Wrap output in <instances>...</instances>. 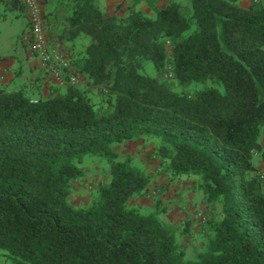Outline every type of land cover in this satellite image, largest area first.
<instances>
[{"label": "trees", "instance_id": "1", "mask_svg": "<svg viewBox=\"0 0 264 264\" xmlns=\"http://www.w3.org/2000/svg\"><path fill=\"white\" fill-rule=\"evenodd\" d=\"M40 1L47 24L63 22L58 40L90 38L69 53L101 100L76 83L37 98L0 88L1 264H264V193L248 176L264 153V0H149L152 16L122 2L109 12L97 0ZM140 137L157 141L162 173L192 177L217 206L193 259L155 207L129 204L152 176L112 147ZM85 156L108 159L109 178L76 207Z\"/></svg>", "mask_w": 264, "mask_h": 264}, {"label": "rangeland", "instance_id": "2", "mask_svg": "<svg viewBox=\"0 0 264 264\" xmlns=\"http://www.w3.org/2000/svg\"><path fill=\"white\" fill-rule=\"evenodd\" d=\"M177 1L185 6L186 9L190 6L189 0ZM251 1L253 0H242L240 2L244 4L242 7H248ZM154 2L156 1L154 0ZM97 4L99 5V0H97ZM115 7L116 5L113 7V10H111L114 11ZM102 9L109 11L104 7H102ZM47 11L46 9L45 11L43 10L44 13H47ZM4 13L7 17V21L0 24V51L6 53L12 52L17 46L23 48L18 36L22 35V31H26V28H24V13L19 7L12 8L10 4H6ZM50 24H52V26L51 31L48 30V36L50 37V43L55 47L59 40H55L54 38H58L59 34H61L63 22L61 20H58L56 23L51 21L47 26ZM89 42V37L79 36L71 41L64 39V44L62 46L66 50L73 46L72 51L69 50V52L77 53L78 56H81ZM144 66L146 74L150 76L155 75V70L151 61L144 62ZM164 78L165 80H170L169 74H166ZM87 82V79L83 77V75H80L76 86L83 90H89L88 95L91 97L92 101L99 104L101 100L100 96L94 88L92 89L90 85H88L89 83L87 84ZM198 87L202 86L196 83L191 86V89L193 90ZM65 88L66 87L54 88L51 89L53 91H50V93H61L65 91ZM25 92L30 96L38 95L37 92L28 88ZM157 147L158 143L154 139L140 137L134 141L115 144L112 148L114 152L119 154L120 159L123 158L124 154H129L134 165L142 168L152 176L148 189L141 193V195L130 199L129 204L131 206H141L147 210H153L155 207L156 210L159 211V217L163 221L172 223L176 226L177 237L179 243L185 250L186 258L193 259L207 246L208 227L206 220L217 216V206L214 203H207L204 193L192 181V177L171 179L170 176L162 173L160 170V160L155 155ZM252 163L255 169L251 171L248 176H258L260 178V190L264 193V178L261 179L259 175V173L264 175V153H255L252 158ZM109 165V160L104 157L85 156L83 162L79 164L82 169L81 177L71 183L69 201L74 206H86L91 202L98 184L107 181L109 178ZM199 194L204 197L201 201H199L197 197ZM200 203L202 205H200Z\"/></svg>", "mask_w": 264, "mask_h": 264}, {"label": "crops", "instance_id": "3", "mask_svg": "<svg viewBox=\"0 0 264 264\" xmlns=\"http://www.w3.org/2000/svg\"><path fill=\"white\" fill-rule=\"evenodd\" d=\"M40 1V0H39ZM155 4L159 7H164L170 0H155ZM11 0H0V24L5 23L7 21V17L4 13L6 9V4H10ZM41 2L42 9L45 11V6L43 2ZM122 2L121 9H125L130 5H134L138 10H141L148 16H152L153 12L151 6L149 5V0H99V6L102 8H107L109 11L113 10V7ZM110 5V6H108ZM241 6L242 2H240ZM112 9V10H111ZM122 14L121 11L119 15ZM25 19V17H24ZM50 22V21H49ZM51 23V22H50ZM50 26V27H49ZM46 27V31L49 35V31H51V26ZM26 27V20L25 26ZM24 30L22 31V33ZM21 35L18 36V39ZM58 40L57 37L54 38ZM50 46L52 45L49 43ZM64 39L59 40L56 43V48H62L64 51L69 52V48L64 49L63 45ZM23 48L17 46L12 52H2L0 51V88H4L7 91L16 90V89H30L34 92H37L38 95L33 96L37 98L39 96L46 97L48 96L51 89L56 88L52 84H49L47 81V75L44 73V70L38 63L36 56L29 51V49L25 48L22 44ZM53 46V45H52ZM54 47V46H53ZM67 47V46H66ZM260 143L262 147H264V133L260 135ZM148 173V172H147ZM149 174V173H148ZM198 200L201 201L203 196L200 194L197 195ZM200 205H202L200 203Z\"/></svg>", "mask_w": 264, "mask_h": 264}, {"label": "built area", "instance_id": "4", "mask_svg": "<svg viewBox=\"0 0 264 264\" xmlns=\"http://www.w3.org/2000/svg\"><path fill=\"white\" fill-rule=\"evenodd\" d=\"M20 1L24 6V13L27 15L29 23L22 38L47 75L48 83L57 87L66 83H77L79 76L72 66L70 53L49 44L47 24L41 2L39 0ZM66 70L68 71L67 75H65ZM259 175L261 179L264 178L263 174L259 173Z\"/></svg>", "mask_w": 264, "mask_h": 264}, {"label": "water", "instance_id": "5", "mask_svg": "<svg viewBox=\"0 0 264 264\" xmlns=\"http://www.w3.org/2000/svg\"><path fill=\"white\" fill-rule=\"evenodd\" d=\"M11 7L16 8L15 0H11Z\"/></svg>", "mask_w": 264, "mask_h": 264}]
</instances>
